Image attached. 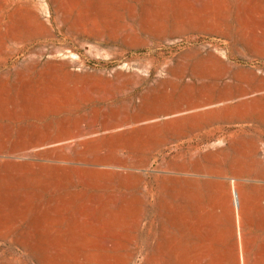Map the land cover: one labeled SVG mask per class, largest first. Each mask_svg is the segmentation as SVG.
<instances>
[{
	"label": "rangeland",
	"instance_id": "1",
	"mask_svg": "<svg viewBox=\"0 0 264 264\" xmlns=\"http://www.w3.org/2000/svg\"><path fill=\"white\" fill-rule=\"evenodd\" d=\"M0 264H264V0H0Z\"/></svg>",
	"mask_w": 264,
	"mask_h": 264
},
{
	"label": "bare ground",
	"instance_id": "2",
	"mask_svg": "<svg viewBox=\"0 0 264 264\" xmlns=\"http://www.w3.org/2000/svg\"><path fill=\"white\" fill-rule=\"evenodd\" d=\"M223 5V4H222ZM90 133V132H89ZM68 146V145H67ZM31 148V147H30ZM234 196V195H233ZM234 198V197H233ZM235 198H236V196H235ZM233 201H236V200H233ZM237 205H238V202H237ZM235 206V205H234ZM259 249V248H258ZM255 259V258H254ZM203 261V260H202ZM254 261V260H253Z\"/></svg>",
	"mask_w": 264,
	"mask_h": 264
}]
</instances>
